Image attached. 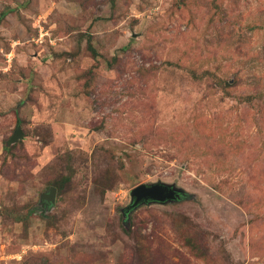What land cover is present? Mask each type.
Wrapping results in <instances>:
<instances>
[{
	"label": "rangeland",
	"instance_id": "rangeland-1",
	"mask_svg": "<svg viewBox=\"0 0 264 264\" xmlns=\"http://www.w3.org/2000/svg\"><path fill=\"white\" fill-rule=\"evenodd\" d=\"M0 264H264V0H0Z\"/></svg>",
	"mask_w": 264,
	"mask_h": 264
},
{
	"label": "water",
	"instance_id": "water-1",
	"mask_svg": "<svg viewBox=\"0 0 264 264\" xmlns=\"http://www.w3.org/2000/svg\"><path fill=\"white\" fill-rule=\"evenodd\" d=\"M20 136L19 128H16L12 134L9 143L15 141ZM54 191L55 188L50 189V193L44 195L48 200H54ZM183 191L176 188L172 184H167L164 182H155V183H140L134 186L130 190L131 203L126 206V210H132L140 204L157 202V203H166L172 202L182 195Z\"/></svg>",
	"mask_w": 264,
	"mask_h": 264
},
{
	"label": "trees",
	"instance_id": "trees-1",
	"mask_svg": "<svg viewBox=\"0 0 264 264\" xmlns=\"http://www.w3.org/2000/svg\"><path fill=\"white\" fill-rule=\"evenodd\" d=\"M125 208L126 207L123 208V211H124L125 214H127L129 211H131V209L130 210H126Z\"/></svg>",
	"mask_w": 264,
	"mask_h": 264
}]
</instances>
